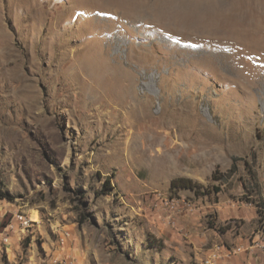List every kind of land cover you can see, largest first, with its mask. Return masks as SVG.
<instances>
[{
    "label": "rangeland",
    "instance_id": "obj_1",
    "mask_svg": "<svg viewBox=\"0 0 264 264\" xmlns=\"http://www.w3.org/2000/svg\"><path fill=\"white\" fill-rule=\"evenodd\" d=\"M0 194V264H264V0H0Z\"/></svg>",
    "mask_w": 264,
    "mask_h": 264
},
{
    "label": "built area",
    "instance_id": "obj_2",
    "mask_svg": "<svg viewBox=\"0 0 264 264\" xmlns=\"http://www.w3.org/2000/svg\"><path fill=\"white\" fill-rule=\"evenodd\" d=\"M9 213L12 214V221L7 222L4 224L3 229L0 231V249L3 248V246L9 244L12 239V233L16 232V227L14 226V221H19V228L23 232H26L31 226V218H28L23 213H21L19 210H8L7 208H4L0 206V219L3 220L4 218H7ZM71 236V233L68 229H63L59 232V246L63 248L68 244L69 238ZM260 237L264 240V228L262 230V233L260 234ZM226 250V256H235L239 251L241 250L240 247L238 248H224ZM218 253L220 252H213L209 258L204 260L202 264H219V258ZM222 255L220 254V257Z\"/></svg>",
    "mask_w": 264,
    "mask_h": 264
},
{
    "label": "trees",
    "instance_id": "obj_3",
    "mask_svg": "<svg viewBox=\"0 0 264 264\" xmlns=\"http://www.w3.org/2000/svg\"><path fill=\"white\" fill-rule=\"evenodd\" d=\"M236 159L237 158H234L233 164L236 162ZM103 187H104L103 193L105 194H109L110 191L113 189V187L110 185L109 179L105 180ZM199 187L201 186L197 184V182L193 181L192 179L180 176V177H175L171 180L170 192L173 197L177 195V192L180 189H190L197 194ZM3 197H6V194H0V198H3ZM3 226H4V223L2 224V227ZM211 227L215 228L214 225Z\"/></svg>",
    "mask_w": 264,
    "mask_h": 264
},
{
    "label": "crops",
    "instance_id": "obj_4",
    "mask_svg": "<svg viewBox=\"0 0 264 264\" xmlns=\"http://www.w3.org/2000/svg\"><path fill=\"white\" fill-rule=\"evenodd\" d=\"M256 247H258V248H259V246H256Z\"/></svg>",
    "mask_w": 264,
    "mask_h": 264
}]
</instances>
